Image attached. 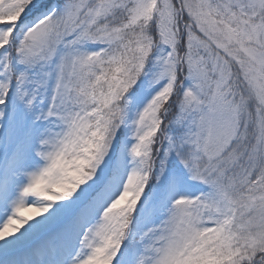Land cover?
I'll return each instance as SVG.
<instances>
[{
    "label": "snow or ice",
    "instance_id": "6c2138e0",
    "mask_svg": "<svg viewBox=\"0 0 264 264\" xmlns=\"http://www.w3.org/2000/svg\"><path fill=\"white\" fill-rule=\"evenodd\" d=\"M0 264H264V0H0Z\"/></svg>",
    "mask_w": 264,
    "mask_h": 264
}]
</instances>
